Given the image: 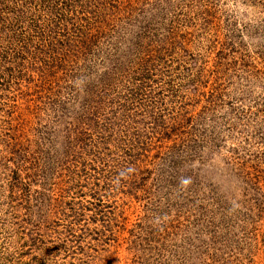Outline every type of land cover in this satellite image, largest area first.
Instances as JSON below:
<instances>
[{"label": "rangeland", "instance_id": "374dc122", "mask_svg": "<svg viewBox=\"0 0 264 264\" xmlns=\"http://www.w3.org/2000/svg\"><path fill=\"white\" fill-rule=\"evenodd\" d=\"M0 264H264V0H0Z\"/></svg>", "mask_w": 264, "mask_h": 264}, {"label": "trees", "instance_id": "16d2710c", "mask_svg": "<svg viewBox=\"0 0 264 264\" xmlns=\"http://www.w3.org/2000/svg\"><path fill=\"white\" fill-rule=\"evenodd\" d=\"M50 11H52V9H50Z\"/></svg>", "mask_w": 264, "mask_h": 264}]
</instances>
